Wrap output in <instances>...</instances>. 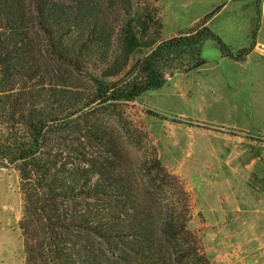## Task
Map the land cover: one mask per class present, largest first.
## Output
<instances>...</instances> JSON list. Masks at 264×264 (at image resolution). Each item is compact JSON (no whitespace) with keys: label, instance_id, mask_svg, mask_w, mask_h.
<instances>
[{"label":"trees","instance_id":"1","mask_svg":"<svg viewBox=\"0 0 264 264\" xmlns=\"http://www.w3.org/2000/svg\"><path fill=\"white\" fill-rule=\"evenodd\" d=\"M209 19L148 39L150 21L134 15L131 0H0V125L8 130L0 166L21 177L25 264L191 260L187 207L166 212L150 176L128 166L125 131L138 128L123 107L204 66L208 40L236 61L254 49L256 34L236 53ZM154 165L168 175L159 158ZM189 253L205 260L196 247Z\"/></svg>","mask_w":264,"mask_h":264},{"label":"rangeland","instance_id":"2","mask_svg":"<svg viewBox=\"0 0 264 264\" xmlns=\"http://www.w3.org/2000/svg\"><path fill=\"white\" fill-rule=\"evenodd\" d=\"M131 3L136 17L150 21L148 39H170L199 27L209 17L207 26L226 45L248 48L254 34L264 44V17L261 18L264 0H131ZM238 7L245 11L247 20L238 18ZM250 14L254 17L252 33L244 41ZM119 18L125 21L130 17L122 11ZM233 31L241 33L234 37ZM146 52L138 51L128 67ZM220 53L215 41H206L202 56L207 63L200 71L176 74L162 89L123 107L133 127L138 128L132 133L125 131V141L134 149L128 166L138 176H150V189L166 212L187 207L190 236L184 238V253L188 248L193 252L196 247L205 262L188 252L191 260L184 258L181 264H264V176L253 181L243 171L251 155L261 157L264 166V132L259 135L244 131L250 127L245 119L247 110L262 109L264 113V59L258 60L260 63L254 67V84L247 80L242 85L237 79H230V87L224 88L226 94L220 100L210 86V75ZM219 106L222 112L233 113L234 120L225 118L227 115H214ZM7 133L6 125H0V137ZM250 136L262 139L259 147H251ZM231 152L238 154L236 165L241 174L234 176L236 188L230 186L232 176L227 174L230 165H225L226 161L232 162ZM155 158L161 160L168 175L159 173ZM218 173L226 175L217 176ZM22 217L20 174L14 166H0V264H25L19 228Z\"/></svg>","mask_w":264,"mask_h":264},{"label":"crops","instance_id":"3","mask_svg":"<svg viewBox=\"0 0 264 264\" xmlns=\"http://www.w3.org/2000/svg\"><path fill=\"white\" fill-rule=\"evenodd\" d=\"M237 11H240V12H238V18L239 19L244 18L245 20H247V15H246L244 10L241 11V7H238ZM263 17H264V15L262 13L261 18H263ZM248 20H249V25L247 23L246 24L248 25L249 31H247L246 36L243 37L244 41L247 40L252 33V31H251L252 21L254 20L253 14H250L248 16ZM237 24H238V21H237V19H235L234 27H237ZM246 24L244 25V27H247ZM239 32L240 31H233V32H231V34H234V37H235V34H237ZM228 46L231 47L234 50V52L240 51V50L246 48V47L245 48L244 47H236L233 45H228ZM218 58H219V60L216 62V65H214L213 69H212L213 74L210 75V77H211L210 81H212L210 86L215 89L214 94L217 91V94L219 95L220 100H222L224 95L226 94L224 91V88L227 90L228 89L227 86L230 87V82H228L230 79L235 78L242 85L246 84V82H248L247 80H250L249 81L250 84L255 83V81H256V69L254 67L256 66L257 62L261 61V59H264V44L261 43V41L256 40V45H255L254 49L245 57V59L243 61H236V60L224 57L222 55V53H220L218 55ZM206 63H207V61L205 62L204 66H206ZM200 70L201 69H199L198 71H200ZM167 84H169V81L167 82ZM210 107H212V106H210ZM221 110H222L221 106L216 108L214 115L219 116V117L221 115H222V117L227 115L225 118L229 117L230 119L232 118L234 120L233 113L222 112ZM250 111H251V113H250ZM263 116H264V113H263L262 109L247 110L245 112V119H246V122L249 123L250 127H246V130H244V131L262 135L264 132V118H263ZM238 130H241V129H238ZM241 131H243V130H241ZM240 139L246 140V138H243V137H240ZM261 141H262V139L260 137L250 136V144H251L252 148L259 147L260 146L259 144L262 143ZM233 143H235V142H233ZM218 153H220V152H218ZM252 156L253 155H251L250 161L245 165L243 171H244L245 176H250L252 178V180L255 181V180H258L257 176H264V166H263V162H261V157H255L254 158ZM229 157L232 159L231 160L232 162L226 161L225 165H228V164L230 165L229 171L227 172V174H228V176H232V180L230 179V186L236 188L237 183H236L234 176H240L241 175L240 173H238L239 168L237 167L238 165H236V159H238V154L235 152H233V153L231 152V153H229ZM224 175H226V173L225 174H223V173L217 174V176H224ZM249 178H248V180H249ZM259 182H260V180H259Z\"/></svg>","mask_w":264,"mask_h":264}]
</instances>
